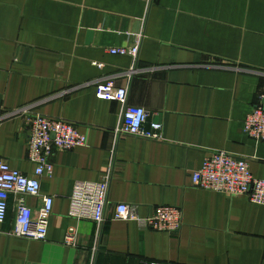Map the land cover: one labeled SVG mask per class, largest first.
<instances>
[{"label": "crops", "instance_id": "1", "mask_svg": "<svg viewBox=\"0 0 264 264\" xmlns=\"http://www.w3.org/2000/svg\"><path fill=\"white\" fill-rule=\"evenodd\" d=\"M91 33V34H90ZM142 35L139 52L112 54ZM112 81L162 124L159 141L115 138L121 104L97 96ZM264 90V0H0V158L27 176L28 107L74 122L85 144L55 150L40 194L53 197L45 240L0 224V264H264V205L193 186L210 151L248 160L264 179V141L243 122ZM111 174L109 220L69 216L78 181ZM35 213L41 196L24 195ZM182 210L177 231L112 220L115 204Z\"/></svg>", "mask_w": 264, "mask_h": 264}, {"label": "built area", "instance_id": "2", "mask_svg": "<svg viewBox=\"0 0 264 264\" xmlns=\"http://www.w3.org/2000/svg\"><path fill=\"white\" fill-rule=\"evenodd\" d=\"M142 35L130 46L109 48L112 54L129 55L134 59L139 52ZM99 98L118 101L122 108L119 123L112 129L115 138L134 136L159 141L163 139L162 124L148 120L147 111L141 106L127 103V90L112 81L99 84ZM23 116L28 129V157L36 164L33 176L13 169L0 158V224L7 219L8 201L14 197V224L9 235L27 240H45L53 197L40 194L42 175L53 170L51 155L55 150H71L85 144V136L74 122L33 112L28 107L16 111ZM243 132L256 142L264 141V90L243 122ZM111 174L105 173L98 181H78L69 197V216L92 220L99 228L109 220L108 191ZM193 186L226 196H246L251 202L264 205V179L255 178L248 160L222 150L210 151L202 165L192 174ZM24 195L41 196L42 205L34 213L24 200ZM112 220H135L141 228L159 231H177L182 225V210L174 206H155L145 217L137 214L133 204H115ZM150 264H161L151 262Z\"/></svg>", "mask_w": 264, "mask_h": 264}, {"label": "water", "instance_id": "3", "mask_svg": "<svg viewBox=\"0 0 264 264\" xmlns=\"http://www.w3.org/2000/svg\"><path fill=\"white\" fill-rule=\"evenodd\" d=\"M91 34V33H90Z\"/></svg>", "mask_w": 264, "mask_h": 264}]
</instances>
